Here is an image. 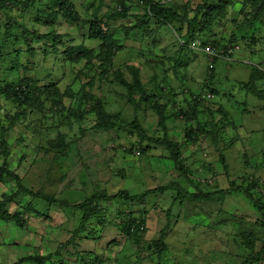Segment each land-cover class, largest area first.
<instances>
[{
  "label": "rangeland",
  "instance_id": "rangeland-1",
  "mask_svg": "<svg viewBox=\"0 0 264 264\" xmlns=\"http://www.w3.org/2000/svg\"><path fill=\"white\" fill-rule=\"evenodd\" d=\"M42 1L46 4L38 11L35 8L32 16L25 15L27 19L15 12V26L7 27L12 18L0 11V49L8 55L0 61V84L25 81L33 88L43 87L34 89L36 95L55 86L58 96L48 100L44 91L40 99L47 104L40 114L19 106L13 93H0V167L6 163L26 191H45L69 204L98 194L116 200L107 201L105 225L95 228L102 234L97 244L83 239L90 228L76 233L81 214L75 211L73 216L57 205L48 209L42 200L20 193L14 178L6 177L0 183V201L16 195L13 203L26 226L0 220V264H38L29 260L37 253L49 257L44 264H85L82 253L93 251L100 255L101 264L255 262L264 250V15L251 24L247 40L240 39L238 29L248 26L247 18L254 22L253 14L264 7V1L259 7L256 2L230 0L227 15L207 18L210 33L201 38L229 43L239 32L234 57L217 59L214 72L209 71L211 62L204 53L181 50L186 21L193 19L203 0H153L172 8L180 21L167 25L149 19L142 28L145 0H71L82 18L74 28L63 18L55 27L46 26L53 23L50 12L67 11L60 1ZM30 17L31 21L40 17L44 24L33 23ZM93 25L117 43L119 51L109 67H102L100 43L89 38ZM32 31L38 36L57 31L63 44L52 37L35 40ZM76 45L95 52L94 58L81 54L76 61L68 59L66 52ZM134 68L140 70L146 92L126 90L118 82L124 76L134 86ZM197 94L211 97L196 105L191 97ZM96 99L105 103L113 130L97 128L91 110ZM163 104H169L164 117ZM181 107L196 108L198 113L190 115L189 121L177 116ZM75 111L84 118H74L71 112ZM171 114L177 117L166 122L164 118ZM163 121L169 137L181 147L180 163L188 176L175 166L165 144L140 141L139 129L161 139ZM211 123L222 130L212 133ZM191 127L198 141H186ZM187 191L211 198L185 199L182 193ZM122 192L139 199H126L119 195ZM126 213H143L147 232L136 237L121 232ZM161 240L171 252L162 257L156 249ZM177 254L180 257L174 260Z\"/></svg>",
  "mask_w": 264,
  "mask_h": 264
},
{
  "label": "trees",
  "instance_id": "trees-1",
  "mask_svg": "<svg viewBox=\"0 0 264 264\" xmlns=\"http://www.w3.org/2000/svg\"><path fill=\"white\" fill-rule=\"evenodd\" d=\"M53 1V0H52ZM62 2L66 11L65 10H58L56 11L57 13H51V16H49V20L53 21L52 24H46V26L49 25H53L55 27L56 21H58L60 18H63V21L66 22L69 26L72 25L73 28L75 25L77 24H81L82 22V18H80V15L77 11V9L72 5V1L71 0H57V2ZM264 0H246L245 4L246 5H252L255 2L259 4V7H261L262 5H260L259 2H263ZM66 2V3H65ZM145 13L143 15V17L141 18V21H143V23L141 24V28L145 27L146 24H149V19H151V21L154 22H158V23H166L167 25L169 24H173L176 23L177 21H180L178 19H180V16L173 11L172 8H168V7H164L163 5H161L160 3L154 2L153 0H145ZM46 3H44L42 0H26V1H21V0H0V11H5V13H7V15L10 16L11 20V24H8L7 27L10 26H15L14 24L16 23L15 20V12L19 13L20 15L22 14L24 16V19L27 17L25 15H30L32 16V14H34V9L36 8L37 11L39 10L40 6L44 5ZM233 2H231L230 0H203L202 3H200V5H198L196 11H195V15L193 17V19L186 21L188 23L187 26V34L186 36H184V39H180L184 41V46H181V50H185L188 49V45L189 43L194 40V39H198L202 42V44L204 45H210L211 47L215 48L216 50L221 51L222 55L224 56V59L226 60H230L234 57V52H235V46H238L239 42H235V33H234V40L233 42L230 40L229 43L223 41L220 42L219 40L216 41H210L209 38H201L200 36L204 37L203 35H209L208 33H210V31L208 32L210 26H208V24L210 23L207 18H210L209 16H212L214 14H216V16H225L228 14L229 8L230 6H232ZM34 5V8H32ZM51 10V9H49ZM22 11H24L25 14L22 13ZM30 11V13L28 12ZM29 13V14H28ZM60 17H58V14H61ZM40 13H38L39 16ZM42 14L47 15V11H44ZM120 13L115 12V15H118ZM202 14V17H201ZM114 15V16H115ZM254 16V22L247 18L246 19V23H248V26H246L245 24L242 25V28L238 29V31L240 32V39L242 40H247L248 36H249V31L252 28V25L256 22H258V20H260V18L262 17V15H264V7L259 10L258 12L253 14ZM37 16V13L36 15ZM54 17V18H53ZM30 17V21H31ZM53 18V19H51ZM31 22H40L42 23L41 25H43L44 23L42 22V19L40 17H38L37 19H35V21H31ZM253 22V23H252ZM252 24V25H251ZM137 27V25H136ZM250 27V29H249ZM13 28V27H12ZM57 29V27L55 28ZM138 29V28H137ZM103 29L101 28H96L94 25L90 28V33H89V38L92 41H96L99 42V59L102 61V67H109L113 60L115 59V57L117 56V51H119V49L117 48V43H114L113 41H111L110 38V34L106 33L104 31H102ZM104 32V34L102 33ZM239 32H237L236 34H238ZM242 32V33H241ZM32 36H36V39H40V38H48V37H52L55 39L56 42H59V44H63V36L61 34H58L57 31L52 32L51 34H48L46 36H38L37 32H33ZM7 34L8 36V30H7ZM11 34V32H10ZM26 34L30 35L31 31L29 30ZM107 34V35H106ZM237 36V35H236ZM222 43V45H221ZM6 43L3 41L2 46H4ZM232 44H234V48L232 47ZM30 53H32L33 55L36 54V52L31 49ZM59 51H56V56L59 55ZM67 53V58L70 59L71 61H76L79 59L81 54H90L89 60L91 58H94V54L93 53H89V50L86 49L84 51V49L80 46H72L69 47ZM8 55H5L2 51V49H0V61L5 58ZM97 58V57H96ZM214 68L208 69L210 72H214L215 69V65L213 66ZM133 68V67H132ZM132 70V74L133 75V80H135V84L134 86H132V82H130L129 80H127L126 78H121L118 77V82L121 84V86L126 89V90H131L133 91L134 88H136L137 90H141L142 92H146V90H144V84L142 83V79H141V72L140 70L137 68L131 69ZM48 86H54V85H48ZM163 85H161L162 87ZM38 88H43V87H38V86H34L31 87L28 83L25 84V81H19L18 83H16L15 85H11L10 83H8L7 81H3L0 84V93L1 92H8V93H13V95L17 98L18 101V105L19 106H25L26 110L30 109L31 113H40L43 114L45 112V106L47 104V101L42 102L41 95L43 94V92L45 91L46 94H48V100L49 97H56L58 96V89L57 87H45L44 91H40V94L36 95L34 89H38ZM52 89H55V91H52ZM30 90H32V93H30ZM28 91V92H27ZM185 92V89L182 91V93ZM150 94V92H149ZM205 94H197V95H192V101L195 102L196 105H198L201 101H205L207 99H203L202 97ZM172 96V95H171ZM33 98V100H31V98ZM34 102V103H33ZM51 103V102H50ZM130 103L134 104L136 106L137 109H139L138 104H135L134 100H130ZM58 103H55V105H57ZM58 106V105H57ZM162 109L160 113L163 116V113H168V107L169 104H163L160 105ZM80 109V108H79ZM92 113L95 115V119L97 121V128L98 129H103L106 131H110L113 130V121L110 118V115L106 109L105 103L103 102V100L101 99H96L93 100V106L91 108ZM78 111V110H77ZM77 111L75 112H71V114L74 116V118H76L77 120H80V118H84L83 114L82 115H77L75 113H78ZM24 114H26V111L23 112ZM183 113V114H182ZM198 113V110L195 108L190 109V107L188 108H184L181 107L180 111L177 112V116L181 117V118H187L190 121V117L191 116H196ZM191 115V116H190ZM175 114H171V118L167 119L166 117L164 118L165 121L167 122L170 119L176 118L177 117ZM164 117V116H163ZM178 117V118H179ZM167 119V120H166ZM165 121L161 122V127L163 129L164 132V136L161 139H153L152 137H150L147 132L144 129H139L137 132L139 133V138L141 139L140 141H143L144 143L150 142V143H155V144H165L168 149L172 152L173 154V158H174V163L175 166L180 168L181 171H183V173L185 172L186 175L188 176V171H185V166H182L180 163V150L181 147L173 142V140L169 137L168 134V127L166 126ZM212 126V128H211ZM209 129L213 132L216 131H221V127H217L215 124H209L208 125ZM214 128V129H213ZM216 128V129H215ZM224 128V127H223ZM193 128L191 127L190 129H188L187 132L186 131V141L190 142V141H198V136L194 133V131L192 130ZM5 135V134H4ZM185 135V136H186ZM158 141V142H157ZM159 145V144H158ZM6 177H11L14 178L17 187L19 188V192L20 193H26L29 194L30 197H32L33 200H42L43 202H45L48 205V209L49 206H53V205H57L61 208L64 209H68L70 210V212H72L73 216L76 213L79 215L81 214L82 217H78L79 220V228L76 233H86V229L90 228L89 234H86V238L83 239H87V240H94L96 242V240L99 242L101 240V230H96V226L101 225L104 226V220H106L107 218V209L109 207V203L107 202L108 200L111 199H115L107 197V195L105 194H98V195H94L93 197L87 199L84 202H80L77 203L75 205L73 204H69L67 201H60L58 200L56 197L54 196H50V194L46 193L45 191H38L37 193H34L32 191H26V189L23 187L22 185V180L20 179L19 176H15L14 174H12L9 169L7 164L5 163L3 167H0V183L4 181V179ZM220 196L222 195V197L225 196L226 192H220L218 193ZM119 195H123L124 198L129 199V200H138L139 198H132L129 196L128 193L126 192H122ZM192 197L193 200H198V199H202V200H206L207 198H211V196L208 197H200L198 195H189L188 193L185 194V197L189 198ZM16 195L13 197H7V199H3L2 201H0V220L4 221V222H16L18 224V226H20L21 228H24L26 226V223L23 222L20 219V216L17 213V209H16V205L15 203H13L14 201H16ZM120 197V196H119ZM204 198V199H203ZM142 199V198H141ZM116 200V199H115ZM140 201V200H139ZM104 204H106V206L104 207L102 212L100 211L101 206H103ZM108 204V205H107ZM182 204V203H181ZM102 213V214H101ZM145 214V212H144ZM40 215V214H39ZM44 216V215H41ZM48 215L46 214L47 217ZM122 219L124 220L123 225H120V230L121 232L127 234L128 237H136L139 234H145L147 232V219L146 217H144L143 213H140L138 216H134L131 213H126L123 214ZM264 227V223L262 224ZM93 227V229H91ZM96 231H98V234H96ZM96 234V235H94ZM133 237V238H134ZM98 242H96L98 244ZM101 242V241H100ZM96 244V245H97ZM63 249V245H60L58 247V250L56 252V254L58 256L61 255L60 251H62ZM156 249H157V253L162 257L165 256L164 254H168L171 253L170 252V245L166 242H164L163 240H161L159 242V244H156ZM264 251V250H263ZM260 253L259 257H256L255 262L252 261L250 262V264H259L260 262H264V252ZM60 253V254H59ZM175 253V252H173ZM83 258L82 261L85 264H90L89 262L86 261V256H89L92 259V264H101L100 260L98 257H100V255L97 253V251H93V252H89L87 254V252H83ZM40 255L37 253L33 258L30 257L29 260L32 261L34 260L36 263L38 264H44L49 257H39ZM61 264H65V263H61ZM249 264V263H248Z\"/></svg>",
  "mask_w": 264,
  "mask_h": 264
},
{
  "label": "built area",
  "instance_id": "built-area-1",
  "mask_svg": "<svg viewBox=\"0 0 264 264\" xmlns=\"http://www.w3.org/2000/svg\"><path fill=\"white\" fill-rule=\"evenodd\" d=\"M183 42L184 44V41L183 40H180ZM188 48L189 49H192V50H196V51H200L202 53H204L210 60L211 64H209V69H212L214 68L213 66L215 65V61L218 59H221V60H226L224 59V56L222 55L221 51L219 50H216L215 48L211 47L210 45H204L202 44V42L198 39H194L192 40L189 45H188ZM239 49V47H236ZM204 97V96H203ZM207 98L206 99H209L211 96L210 94L208 96H206ZM205 98V97H204ZM259 264H264V262H260Z\"/></svg>",
  "mask_w": 264,
  "mask_h": 264
},
{
  "label": "crops",
  "instance_id": "crops-1",
  "mask_svg": "<svg viewBox=\"0 0 264 264\" xmlns=\"http://www.w3.org/2000/svg\"><path fill=\"white\" fill-rule=\"evenodd\" d=\"M191 191H189V193H190ZM225 214H228V213H224V215ZM179 214L177 213V216H178ZM180 216V215H179ZM178 220H179V218H178ZM191 229H198L197 227H190ZM176 232H178L177 230H176ZM177 238V237H176ZM181 238V237H180ZM183 241V240H182ZM181 241V242H182ZM201 241V239L199 240V242ZM183 243V242H182ZM185 243V242H184ZM183 243V244H184ZM185 248V245H183V248L182 249H184ZM191 253H193V251L191 252ZM180 257V255H178L177 254V256L174 258V260H177L178 258ZM166 258V257H165ZM163 264H168V262H163Z\"/></svg>",
  "mask_w": 264,
  "mask_h": 264
},
{
  "label": "clouds",
  "instance_id": "clouds-1",
  "mask_svg": "<svg viewBox=\"0 0 264 264\" xmlns=\"http://www.w3.org/2000/svg\"><path fill=\"white\" fill-rule=\"evenodd\" d=\"M187 193L189 194V195H195V193H189V191H187ZM186 194V193H185ZM185 194L184 193H182V195H183V197L186 199L187 197H185ZM185 201V200H184ZM182 203V202H181Z\"/></svg>",
  "mask_w": 264,
  "mask_h": 264
}]
</instances>
